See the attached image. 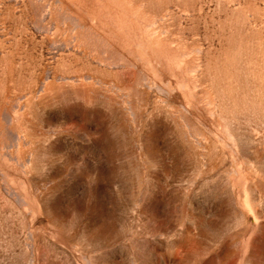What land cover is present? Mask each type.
I'll return each instance as SVG.
<instances>
[{"label": "rangeland", "instance_id": "374dc122", "mask_svg": "<svg viewBox=\"0 0 264 264\" xmlns=\"http://www.w3.org/2000/svg\"><path fill=\"white\" fill-rule=\"evenodd\" d=\"M0 264H264V0H0Z\"/></svg>", "mask_w": 264, "mask_h": 264}]
</instances>
